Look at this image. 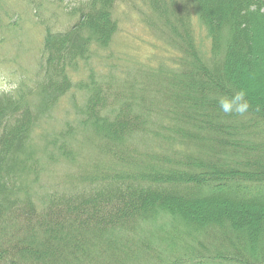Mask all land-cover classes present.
Instances as JSON below:
<instances>
[{
  "label": "trees",
  "instance_id": "1",
  "mask_svg": "<svg viewBox=\"0 0 264 264\" xmlns=\"http://www.w3.org/2000/svg\"><path fill=\"white\" fill-rule=\"evenodd\" d=\"M185 1L150 4L170 28ZM196 1L208 67L179 34L175 53L97 80L79 78L80 57L109 49L116 0H0V66L16 44L39 55L35 83L24 72L0 92V264H264V0ZM48 5L80 16L60 29ZM240 89L249 111L223 113L218 99ZM79 157L94 163L70 193L36 192Z\"/></svg>",
  "mask_w": 264,
  "mask_h": 264
},
{
  "label": "rangeland",
  "instance_id": "2",
  "mask_svg": "<svg viewBox=\"0 0 264 264\" xmlns=\"http://www.w3.org/2000/svg\"><path fill=\"white\" fill-rule=\"evenodd\" d=\"M71 1L72 0H65L66 7H69L68 5ZM72 5L73 4H71V6ZM48 7L50 10H46L45 16L48 17L51 25H53V22H56L57 27L60 29L74 25L77 18L80 16V14L78 16H71L69 13L64 14L63 12H55L52 10L54 8L53 6L48 5ZM183 7L186 9V12L184 11V14H182L179 23L176 25L177 27L170 26V28H168L161 15L157 16L156 9L154 12L150 0H116L109 12L111 13V18L116 21L119 26L117 31L113 34L110 47L106 49L101 47L98 43H95L96 46H92L87 59L80 57L81 69L79 70L82 75H80L79 78H83L84 76L90 77L92 74L91 69L97 73L95 76L97 80H101V75L111 74L120 76L126 71L133 70V68L136 70L138 69L137 65L128 63L127 58L145 61L149 59V55H152L153 52L157 53L156 59L153 61H158V59L165 57L164 53L168 51L167 48L170 47L174 50V53L176 52L180 44L179 34L187 36L190 42L194 39L198 43L201 52L206 54L205 57L201 55V60L191 58V61L194 59L192 62L195 61L197 64L199 61L204 62L203 65L208 67V60L211 59L210 48L212 39L208 34L207 28H205L200 19L197 1L186 0L183 3ZM54 14L56 17H54ZM57 27L54 30H58ZM39 38L40 34L37 35L38 40ZM167 40L169 41L167 42ZM157 43L160 44V47L157 46ZM26 45L27 43L13 46L9 57L11 56L14 60L15 58L18 60H15L14 65L8 69L0 66V84H15L16 80L24 72L34 79V83L35 78L39 77L38 62H36V60H39V55L35 52L38 45L34 46L32 49L33 53L29 54L22 51ZM125 56L127 57L124 59ZM113 58L120 59H117V61L113 60ZM187 68L190 70L191 67L186 66L185 61L181 60L178 70L174 71L176 74L182 73L187 70ZM149 88L152 89L153 87L150 86ZM0 92L3 91L0 90ZM75 92H78L76 86L70 91L68 96L63 98L62 105L65 108H71L72 94ZM76 98L78 100L82 99L83 103L87 100V98L81 94H77ZM147 108L148 111L151 112L147 115L150 120L153 121V119H157L160 116V108L156 110L152 106H148ZM104 144L106 143L104 142ZM95 156L94 158L97 161L98 156ZM79 159L80 157L77 159L78 161L76 163H65L64 165H60L59 168L54 170L55 173L53 175L42 174L36 188H33L39 195L48 191L54 192L56 189H61L62 191L68 190L67 193H70L71 188H75L78 185L79 178L83 174L90 173L91 165L94 163L92 160L88 163L86 160H82L83 162L80 163L81 161ZM42 162L45 161L43 160Z\"/></svg>",
  "mask_w": 264,
  "mask_h": 264
},
{
  "label": "clouds",
  "instance_id": "3",
  "mask_svg": "<svg viewBox=\"0 0 264 264\" xmlns=\"http://www.w3.org/2000/svg\"><path fill=\"white\" fill-rule=\"evenodd\" d=\"M16 85L0 84V90L10 93ZM220 110L225 114H237L243 116L251 108V102L247 98L245 90L235 91L231 96H222L218 99Z\"/></svg>",
  "mask_w": 264,
  "mask_h": 264
}]
</instances>
